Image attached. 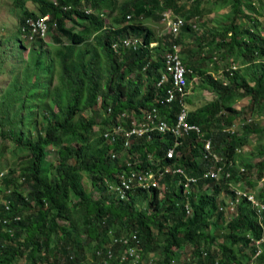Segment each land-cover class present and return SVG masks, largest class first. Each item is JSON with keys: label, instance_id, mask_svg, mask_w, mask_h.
Listing matches in <instances>:
<instances>
[{"label": "trees", "instance_id": "trees-1", "mask_svg": "<svg viewBox=\"0 0 264 264\" xmlns=\"http://www.w3.org/2000/svg\"><path fill=\"white\" fill-rule=\"evenodd\" d=\"M27 1L36 4L37 14L27 8ZM52 1L13 0L29 41L37 40L29 36V30L40 15L49 13L56 25L50 36L52 49L43 48L39 39V46L32 51V65L25 66L20 83L13 80L0 98V142H3L0 151L9 150L22 169L19 181L17 175L2 173L0 177V191H3L0 264L17 263L24 255L27 259L24 264H92L95 261L130 264L129 260L121 261L119 254L128 247L140 256L136 264H142L143 260L155 261L153 264H258L264 258V241L260 244L262 253L254 263L251 256L255 250L249 245L251 238H264V210L257 212L243 199L235 212L224 219V211L219 210L224 207L219 200L221 190L226 188L224 178L219 183L210 182L213 184L207 190L202 191L201 187L197 193L192 190L190 215L183 201L185 196L176 189L165 192L163 198L156 189L135 190L121 198L110 191V186L116 183L117 173L127 169L124 159L137 154L140 163L133 169H150L153 165L146 160V153L161 157L174 139H161L154 134L150 143L142 144L138 140L123 150L120 141L110 143L103 138V133L111 120L116 122L119 114L139 115L140 110L160 106L156 100L163 93L156 83L164 67L162 53L174 43L180 45L181 59L189 70L188 79L194 73L210 71L209 63L214 62L215 53L223 63L214 62V70L222 66L236 69L228 65L229 59L240 60L242 64L254 63V69L249 68L248 73L233 70L231 86L223 87L208 74L211 85L225 91L211 104L204 118L189 113V121L200 125L210 137L213 151L225 160L224 168L230 171V180L254 187L264 177V148L258 151L263 156L258 162L260 168L242 158L236 160V150L248 143L251 134L261 137L264 126L250 123L251 118L249 121L247 117L242 118L244 111L233 108L236 98L233 90L239 88L248 96L244 110L258 114L264 111V61L256 62L264 58V27L257 18L263 10L261 0H227L229 15L214 33L196 35L186 24L178 36L167 34L161 38L145 20L150 15V6L163 0L121 3L55 0V5ZM201 1L192 0V5L184 8L178 0H173L171 7L188 20L203 13L202 9L199 11ZM82 2L94 10L85 13L80 6ZM68 5L70 9L60 8ZM101 10L107 11L112 19L106 31L103 30L107 26L99 15ZM127 12L134 14L129 21L125 19ZM78 19L82 21L80 31L74 26ZM64 20H73L74 25L65 27ZM122 33L138 35L146 43L157 44L152 48L141 46L128 57L118 59L111 42ZM184 34L193 35L195 44L185 41ZM153 50L155 57L151 55ZM143 81L147 83L146 88ZM172 106L163 110L168 120L178 111L177 104ZM221 113H227L228 127L239 121L240 128L230 132L214 127L213 122ZM195 139V135L187 136L179 146L182 162L188 165L192 175L206 168L202 160L203 142L195 143ZM50 149L56 151L53 160L47 159ZM113 151L117 153L114 158ZM121 154L127 156L124 158ZM134 156L128 158L131 163ZM235 160L245 171L236 170ZM228 161H233L232 165ZM83 176L90 178L92 188L101 195L99 203L94 202L83 186ZM263 197L264 190H261L258 198ZM211 224L222 232L208 231ZM217 236L222 238L221 242H216ZM123 239H127L126 244ZM108 249L112 250L111 257L106 256ZM100 251L106 263L97 254ZM188 251L189 258L182 259Z\"/></svg>", "mask_w": 264, "mask_h": 264}, {"label": "built area", "instance_id": "built-area-1", "mask_svg": "<svg viewBox=\"0 0 264 264\" xmlns=\"http://www.w3.org/2000/svg\"><path fill=\"white\" fill-rule=\"evenodd\" d=\"M165 15L169 17L168 13ZM168 24L171 32L177 35L184 21L182 18L177 17L174 20H169ZM31 25L33 30L40 29V33L44 34L45 30L42 19H37ZM164 61L165 67L156 85L163 90L162 97L156 100V103L160 104V106H154L150 110H140L141 114L139 113V115L119 114L116 122L111 120L103 133V138L110 143L120 141L123 150L131 147L138 140L142 141V144L145 142L150 143L153 140L154 134L160 135L161 139H169L170 137L174 139L172 145L163 151L161 157L148 153L147 158L153 165L150 169H133L135 164L140 163L137 159V154L135 156H128V158L134 156L132 157L133 163L128 158L124 159L127 169H122L117 173L115 177L116 183L110 186V191L120 195L121 198H125L128 193L130 194L135 190L149 191L150 189H156L160 192V196L163 197L165 192L171 191L170 189H174L176 186L185 192H190V188L193 186L197 187L198 179L188 172L186 165L182 162L183 153L179 148L187 136L195 135V141L203 142L204 150L202 156L212 162L209 170L207 169L203 172L202 179L217 178L215 168L217 167V163L223 160L221 156L212 151L211 139L203 133L200 125L189 121L190 111L186 102L188 96L187 72L189 70L185 68L182 62L178 44H174L172 49L164 54ZM232 68H235V66H232ZM175 104H177L178 111L168 120V115L163 113V110L169 109ZM108 112H110L109 108ZM111 156L114 158L117 156V153L113 151ZM228 162L230 165L233 163V161ZM237 170L242 173L245 171V168L237 166ZM169 177H171V180ZM226 177H229L228 172L226 173ZM261 180L263 178L259 181ZM255 187L248 186L245 183L230 184L228 190L224 191L221 195V198H225L227 201L224 207L219 208L220 211H224L228 216L232 215L243 199L253 206L257 212L264 210V203L258 198V194L261 191L260 188L263 187L259 185L257 193H255ZM188 213H190L189 209ZM132 239H135L133 235ZM123 243L126 244L127 239H123ZM97 254L106 263L102 251ZM119 254L121 261L129 260L130 264H136L138 259H140L139 254L131 247L121 251ZM106 256H112L111 249L107 250Z\"/></svg>", "mask_w": 264, "mask_h": 264}, {"label": "rangeland", "instance_id": "rangeland-1", "mask_svg": "<svg viewBox=\"0 0 264 264\" xmlns=\"http://www.w3.org/2000/svg\"><path fill=\"white\" fill-rule=\"evenodd\" d=\"M119 3L123 2L124 0H117ZM173 0H163L160 1V4L153 5L150 10V15L146 20V24L153 29L154 33L163 37L164 35L169 33V28L166 22L162 18V11L171 8ZM227 0H220L218 2H214L213 0H202L199 6V11L202 9L203 13L201 15L196 14L194 16V23H197L198 28L194 29L196 35H200L201 33L210 34L211 32L214 33L218 30L219 25L224 21L226 17L229 15V5L226 4ZM192 0H178V4L182 7L187 8L192 5ZM26 6L28 9L32 10L34 13L37 14L38 9L36 4L32 3L31 1L26 2ZM261 7L262 11L258 12L257 18L261 22V26L264 27V0H261ZM201 12V11H200ZM176 13V12H175ZM178 14V13H176ZM244 15H247V12H244ZM21 13L17 7H15L13 0H0V98L5 95V89L12 84V81L15 80L19 84L22 80V72L25 70V66L29 63L32 65V56H33V49H37L39 46L40 41H29L25 37V32L22 30L20 19ZM81 21V20H77ZM74 24L73 22H66V27H72ZM76 29H80V26L75 25ZM106 31V30H104ZM52 31L50 30L47 34V41L50 44V36ZM158 37V38H161ZM194 38L193 35H185L183 39L191 44H195L192 41ZM202 42V41H201ZM20 43H23L22 45ZM43 48L48 50L51 48V44L48 45L43 41ZM204 45L201 44V46ZM195 48H198L197 45H193ZM155 50H153L152 55L155 57ZM214 62L218 61L219 63H223L219 56L215 53L214 57L212 58ZM229 59L228 65L236 66V69H227L226 66L219 67V69L214 70L212 69L214 66V62H210L209 66L211 67L210 71L205 72L204 74H197L194 73L193 76H189V88H188V99L189 101L188 106L190 112L193 115H199L200 118H204L210 107L211 104L218 99V96L222 94L225 90L224 88L216 89L214 86L211 85L210 81L208 80V74L212 76V79L217 81V83L221 84L223 87L231 86L234 81L232 80V71L236 70L240 73H248L249 68L254 69V63H246L242 64L239 61H231ZM264 58L259 59L256 62H263ZM226 62V61H224ZM230 67V66H228ZM245 80L249 81L246 76ZM54 83V81H53ZM52 83V85H54ZM147 87L146 81H143V88ZM234 95L236 96L235 102L233 104V108L236 111H244V115L242 118L247 117L248 121L251 118L250 123H257L258 126H264V111L260 114L253 113L244 110L247 107L248 103V96L242 94V90L239 88H235L233 90ZM222 117V119H221ZM227 113H221L219 117L213 122L214 127L216 128H223L224 131H235L240 128L241 124L239 121H235L238 123H234L232 126H227ZM220 118V119H219ZM238 120V119H236ZM226 124V125H225ZM219 126V127H218ZM35 134L34 130H32L31 136L33 137ZM28 133H25V136ZM3 142H0V148L2 147ZM264 148V134L260 137L258 134H251L248 140V143L239 148L237 150L238 154L236 160L239 161V158H242L245 161H250V163L255 164V168H260L261 166L258 164L259 161L263 159V156L258 155V151ZM56 151L54 149H50L48 151L47 159L53 160L55 159ZM127 156L126 154H121V157ZM264 168V167H262ZM22 169L20 168L18 160L12 158L10 151L1 152L0 151V177L2 173L4 175H17L18 181L20 180V173ZM264 173V170H263ZM264 176V175H263ZM254 177V176H253ZM83 186L87 191L90 192L94 202L99 203L101 201V195L92 188L90 178L88 176H83L82 178ZM264 189V178L263 180L259 181L255 187V193L258 192L259 185ZM262 189V188H260ZM3 191H0V202L2 203L1 196ZM226 202L227 200L223 198ZM262 203H264V197L259 199ZM227 219V218H224ZM207 230L213 234H219L222 230H219L215 226V224H211L207 227ZM83 236L80 237V240ZM222 238L217 236L216 242H221ZM189 248V247H188ZM251 249V245H249ZM248 251V256L251 255V250ZM189 251L186 254L182 255V259L189 258ZM147 256V255H146ZM155 258V257H154ZM27 262L26 255L22 257L17 263L15 264H24ZM155 262V261H153ZM149 260H143L142 264H153ZM258 264H264V258L257 261ZM92 264H98V261L93 262Z\"/></svg>", "mask_w": 264, "mask_h": 264}, {"label": "clouds", "instance_id": "clouds-1", "mask_svg": "<svg viewBox=\"0 0 264 264\" xmlns=\"http://www.w3.org/2000/svg\"><path fill=\"white\" fill-rule=\"evenodd\" d=\"M139 1H143V2H145L144 0H139ZM52 3L55 5L56 4V2H55V0H53L52 1ZM80 6H81V9L85 12V13H91L92 12V10H94L93 8H91V5L90 4H85L84 2H82L81 4H80ZM149 6V5H148ZM60 7V6H59ZM150 7H152V6H150ZM60 8H62V9H70L71 8V6L70 5H68V6H61ZM151 9V8H150ZM104 10V9H103ZM103 10H101L100 11V17L104 20V23H105V25L107 26V27H105L106 29H104V30H109V28H110V26H111V23H112V19L109 17V14H108V12L107 11H103ZM166 13H168L169 14V17H167L165 14ZM162 18H163V20L166 22V24H167V26H168V28H169V33L168 34H170V35H172V36H178V34H179V32L181 31V29L186 25V24H189L193 29H197L198 28V25H197V23H194V16L193 17H191L190 19H188V20H185L181 15H179V14H176L175 12H174V9L171 7V8H169V9H167L166 11L165 10H163L162 11ZM134 16V14L133 13H131V12H127L126 13V15H125V19H126V21H129V20H131V18ZM140 17L142 18V14L140 15ZM177 17H180V18H182L183 19V21H184V24H183V26L180 28V30H179V32H178V34L177 35H174L172 32H171V30H170V27H169V24H168V22H169V20H174V19H176ZM38 19H42L43 20V23H44V30H45V32H44V34H41L40 33V29H35V30H33V27H32V25H31V30H29V33H31L29 36L30 37H33V36H35V38L37 39V40H42V42L44 41L47 45H48V42H46L47 41V34H48V32L51 30L52 31V34L54 33V27H55V25H56V22H55V20H53L52 19V17H51V15L49 14V13H45L44 15H40L39 16V18ZM80 20V19H79ZM73 22V20H64V26H65V24H66V22ZM82 21H78V23H76L78 26H80V29H76L77 31H80L81 29H82V27H81V25H80V23H81ZM145 24H146V20H145ZM75 26V25H74ZM66 27V26H65ZM112 29L114 30L115 28L114 27H112ZM103 30V31H104ZM24 31V30H23ZM25 32V31H24ZM108 32H102V34H107ZM157 35V34H156ZM167 35V34H166ZM158 37H160V35H157ZM66 39H63V41H65ZM90 41H93V37H91L90 38ZM157 44V42H149V43H146V42H144L143 41V39H142V37H140V36H138V35H133V34H129V33H122V34H118L117 36H115V38L112 40V42H111V48H112V50L114 51V53L118 56V59H120V58H123V57H128L132 52H136L138 49H140L141 48V46H144V47H149V48H152V47H154L155 45ZM174 44H178V43H174ZM173 44V45H174ZM172 45V46H173ZM179 45V44H178ZM179 47H180V45H179ZM172 49V48H171ZM170 49V50H171ZM152 51V50H151ZM167 51H169V50H167ZM167 51H165V52H163L162 53V57H163V61H164V54L167 52ZM153 53V52H152ZM152 53H151V55H152ZM153 57H154V55H152ZM183 62V61H182ZM164 67H165V61H164ZM164 67H163V69H162V71H161V75H162V72H163V70H164ZM186 68V67H185ZM235 68H236V66H235ZM228 69V68H227ZM188 70V69H187ZM161 78V77H160ZM156 85H157V83H156ZM157 87V86H156ZM161 88V87H160ZM188 88H189V79H188ZM162 92H163V90H162ZM188 97V96H187ZM186 99H188V98H186ZM187 102V101H186ZM187 105H188V103H187ZM188 109H189V106H188ZM190 111V110H189ZM190 113V112H189ZM233 132V131H232ZM204 133V132H203ZM205 134V133H204ZM206 135V134H205ZM198 142V140L195 142V143H197ZM200 142V141H199ZM237 150H239V149H237ZM237 150H236V154H238V152H237ZM182 151V150H181ZM212 151H213V149H212ZM148 153H151V152H147L146 153V160L147 161H149L148 160V158H147V155H148ZM183 153V152H182ZM152 154V153H151ZM218 154V153H217ZM153 156H155V154H152ZM219 155V154H218ZM220 156V155H219ZM222 157V156H221ZM237 157V156H236ZM223 159V158H222ZM236 159V158H235ZM202 160L204 161V167H206V168H203V170H201V172H198L197 173V175H192V173H191V175L193 176V177H195V178H197L198 180V185H197V187H195V186H193V187H191L190 188V192L188 191H183L182 189H180V188H178L177 186L174 188V189H176L177 191H182V193H183V195L185 196V200H183L184 202H185V206H186V211H187V215H190V214H192V206H191V196H192V190H195V193H197L198 192V190H197V188H200L201 187V189H202V191L203 190H207L208 188H210V186H211V184H213V183H210V182H216V183H219V181L221 180V178H224V179H226L225 181H226V188L223 190H221V192H220V196H219V200H221L222 202H223V204H224V206L226 205V202L221 198V195H222V193L224 192V191H227L228 190V186L230 185V184H237L235 181H233V180H230V171L229 170H227V169H225L224 167L226 166V162H225V160L223 159L222 160V162H220V163H217V167L215 168V171H217V178H215V179H202V175H203V172L204 171H206L207 169L209 170V166L212 164V162H210V160L209 159H207V158H205V157H203L202 156ZM150 162V161H149ZM234 164H235V167H236V170H237V166L239 167V166H241V165H238L237 164V161L235 160L234 161ZM186 165V167H187V170H188V172L190 173V168L188 167V165L187 164H185ZM211 169V168H210ZM238 171V170H237ZM229 173V177H226V173ZM240 173V172H239ZM264 178V177H263ZM262 179V178H261ZM259 181V180H258ZM258 181H257V183H258ZM238 183H243V182H238ZM245 183V182H244ZM246 184V183H245ZM256 186V185H255ZM254 186V187H255ZM261 190H264L263 188L261 189ZM158 196H160V195H158ZM161 197V196H160ZM164 197V196H163ZM162 197V198H163ZM195 201H196V199H195ZM188 209L190 210V213H188ZM237 209V208H236ZM220 210V209H219ZM225 213V212H224ZM228 215L227 214H225V218H227L228 219ZM259 218V221H260V223H261V218H260V216L258 217ZM257 241H259V243H257ZM262 241H264V238L263 237H261L260 239H257V240H255L254 238H251V240H250V245H251V248H253L254 250H255V252H254V254H253V256H251V261H253V263L255 262V260L256 259H258L259 257H260V254L262 253V247H261V242ZM258 250H260L259 251V253H258ZM15 264V263H14Z\"/></svg>", "mask_w": 264, "mask_h": 264}]
</instances>
